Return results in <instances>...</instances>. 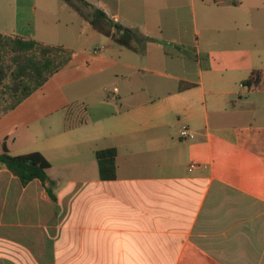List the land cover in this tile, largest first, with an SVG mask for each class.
<instances>
[{"label": "crops", "instance_id": "obj_1", "mask_svg": "<svg viewBox=\"0 0 264 264\" xmlns=\"http://www.w3.org/2000/svg\"><path fill=\"white\" fill-rule=\"evenodd\" d=\"M86 1L150 38L144 53L62 0H0V34L76 53L0 118L11 155L55 131L40 151L56 197L0 165V214L15 233L0 235V264H264V0H190L191 16L183 0ZM254 71L260 84L245 87ZM97 91L86 121L77 103ZM107 148L114 181L99 177Z\"/></svg>", "mask_w": 264, "mask_h": 264}, {"label": "trees", "instance_id": "obj_2", "mask_svg": "<svg viewBox=\"0 0 264 264\" xmlns=\"http://www.w3.org/2000/svg\"><path fill=\"white\" fill-rule=\"evenodd\" d=\"M86 19L91 26L103 36L111 38L116 44L134 52L144 53L145 46L151 39L116 24L103 10L88 3L86 0H62ZM81 6L92 10L91 16L81 12ZM0 48H7L15 55L14 61L17 68L12 75V84L7 86L12 97V103L5 112L15 109L41 89L51 78L68 66L75 58L76 53L61 46H50L35 40L22 39L0 34ZM4 78V77H3ZM0 78V85L4 79ZM262 74L254 71L243 82L248 88L258 86ZM185 85L182 89L190 88ZM0 115V118L2 115ZM99 177L102 181L117 179L116 148L98 150L95 153ZM0 165L20 181L22 187H27L31 182L39 180L47 189L51 199L56 202L53 193L55 182L49 177L51 163L41 152H32L25 155L13 156L6 145L0 149Z\"/></svg>", "mask_w": 264, "mask_h": 264}, {"label": "rangeland", "instance_id": "obj_3", "mask_svg": "<svg viewBox=\"0 0 264 264\" xmlns=\"http://www.w3.org/2000/svg\"><path fill=\"white\" fill-rule=\"evenodd\" d=\"M183 6L186 5L187 6V10L188 12L190 11L189 6H190V0H183L181 3ZM173 5V4H172ZM171 4H168L167 6L171 7ZM158 7V5H157ZM156 7V8H157ZM171 10V9H170ZM81 12L86 15V16H91L92 14V10L89 8H86L84 6H81ZM190 16H191V11H190ZM190 23H191V17H190ZM192 24V23H191ZM78 30H79V26H77ZM107 42L105 41H101V42H93V48H96V46L102 47V46H106ZM91 49V50H92ZM93 52V50H92ZM190 54H192L194 56V52L193 51H189ZM15 59V55L13 53H11V51L7 48H0V78L4 77V81L3 83L0 85V115L5 112L6 108L9 107V105L12 103V97L10 94V91L7 89V86L11 85L13 80H12V75L13 72L16 70L17 65L16 62L14 61ZM204 61V68L207 69L210 62H208V58L206 55L203 56ZM211 66V64H210ZM185 86V84H180V87ZM99 91V90H98ZM90 95L89 97H86V99H83L82 101H80L79 103H77V105H79L81 107V109L79 111H81L82 113L80 114V117L84 118L86 121H90L94 118V116H96L98 114V111L95 109H90L89 107L96 103L97 101L95 100L99 95L101 96V92H98ZM114 103V102H113ZM115 105V104H112ZM86 108V111L85 109ZM76 117V115H75ZM63 128V123H59V128ZM87 129H90L87 128ZM60 130V129H59ZM83 131V130H82ZM55 131H47L45 133H43L44 137H39V139H35L30 137L31 141L28 142V145L25 146L26 150L25 151H19L18 148H12V152L13 154H17L18 152H41L40 150H43V148L46 146V143L49 142V138H52ZM45 134V135H44ZM27 139H29V137H27ZM26 139V140H27ZM33 140V141H32ZM12 154V155H13ZM3 213L0 214V224H2V226L0 225V235H7V234H15L12 232L11 229H9L8 231H5V228L3 226V224H5V220L4 217L2 216ZM18 261H21L25 264H86V261H78V260H50V259H40V258H30L29 260L22 258V259H15ZM90 264H99V261H91Z\"/></svg>", "mask_w": 264, "mask_h": 264}, {"label": "built area", "instance_id": "obj_4", "mask_svg": "<svg viewBox=\"0 0 264 264\" xmlns=\"http://www.w3.org/2000/svg\"><path fill=\"white\" fill-rule=\"evenodd\" d=\"M114 92L117 93L118 90L115 89ZM181 137H183V138H188V137H193V135L189 133L187 127H184L183 130L181 131Z\"/></svg>", "mask_w": 264, "mask_h": 264}]
</instances>
